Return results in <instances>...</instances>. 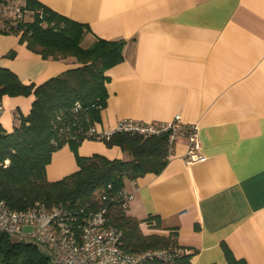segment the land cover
Instances as JSON below:
<instances>
[{
	"label": "crops",
	"instance_id": "1",
	"mask_svg": "<svg viewBox=\"0 0 264 264\" xmlns=\"http://www.w3.org/2000/svg\"><path fill=\"white\" fill-rule=\"evenodd\" d=\"M87 25L83 41L127 42L122 64L107 75V107L96 129L122 120L196 125L203 161L187 164L178 139L160 175L126 181L128 216L161 218L192 264H228L222 245L248 264H264V0H37ZM23 4V2L21 3ZM15 52L13 59L7 58ZM0 67L27 86L78 67L44 60L16 35L0 34ZM34 97H3L1 125L13 131ZM80 156L128 160L119 147L85 141ZM79 170L69 146L52 157L50 182Z\"/></svg>",
	"mask_w": 264,
	"mask_h": 264
},
{
	"label": "trees",
	"instance_id": "2",
	"mask_svg": "<svg viewBox=\"0 0 264 264\" xmlns=\"http://www.w3.org/2000/svg\"><path fill=\"white\" fill-rule=\"evenodd\" d=\"M23 2V4H21ZM18 3L19 19L8 16L7 5ZM26 13L33 16L26 21ZM6 15L7 18H4ZM90 33L87 25L75 22L37 0H0V34L16 35L27 48L44 60L73 58L78 67L51 78L42 85H24L10 70L0 67V97H34L31 112L20 116L13 131L0 124V201L14 210L26 211L37 203L48 208L65 205L96 210L101 197H114L124 190L126 181L146 175H160L168 165L169 134L142 137L116 134L104 143L119 147L128 160H110L101 155L80 156L78 150L96 127L107 107V75L125 60V40L96 39L89 48L83 41ZM15 52L7 58L13 59ZM78 105L80 107H78ZM69 146L79 170L56 182L47 179L46 170L54 153ZM111 185L112 189L108 190ZM108 204V203H107ZM109 223L122 233V248L130 253L176 248L180 254L173 264H192L177 244V232L165 230L161 218L150 215L145 220L128 216L119 204L109 202ZM115 205V207H113ZM228 264H248L237 259L222 245ZM0 262L4 264H50L40 251L26 243L0 236ZM148 264H163L154 260Z\"/></svg>",
	"mask_w": 264,
	"mask_h": 264
},
{
	"label": "built area",
	"instance_id": "3",
	"mask_svg": "<svg viewBox=\"0 0 264 264\" xmlns=\"http://www.w3.org/2000/svg\"><path fill=\"white\" fill-rule=\"evenodd\" d=\"M14 15L22 18L19 9L15 10ZM4 111L3 99L0 97V122ZM116 134L145 138L169 134L166 157L168 161L172 158L178 139L185 137L188 142L185 159L187 164L204 160L198 127L184 126L181 116H176L167 123L122 120L115 128L103 132L93 127L86 136L93 141L105 142ZM107 189L111 190L112 186L109 185ZM133 198V194L122 190L114 197H101V205L96 210L80 211L65 205L48 208L41 203L26 211H18L11 209L5 201H0V236L6 235L17 239V242L36 247L50 264H148L154 260L173 264L180 254L176 248L136 254L122 248L123 233L109 223L111 210L108 204H119L121 208L128 210Z\"/></svg>",
	"mask_w": 264,
	"mask_h": 264
},
{
	"label": "rangeland",
	"instance_id": "4",
	"mask_svg": "<svg viewBox=\"0 0 264 264\" xmlns=\"http://www.w3.org/2000/svg\"><path fill=\"white\" fill-rule=\"evenodd\" d=\"M19 4L18 3H9L6 7L8 10V16L14 15L15 10L18 8ZM4 18H7L6 15L4 16ZM26 21H32L33 20V16L30 13H26ZM129 156V155H127ZM14 241H18L17 239H13Z\"/></svg>",
	"mask_w": 264,
	"mask_h": 264
}]
</instances>
